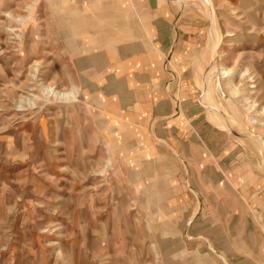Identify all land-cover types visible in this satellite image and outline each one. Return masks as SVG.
Wrapping results in <instances>:
<instances>
[{"label": "rangeland", "instance_id": "374dc122", "mask_svg": "<svg viewBox=\"0 0 264 264\" xmlns=\"http://www.w3.org/2000/svg\"><path fill=\"white\" fill-rule=\"evenodd\" d=\"M227 32L236 97L206 69ZM242 131L264 137V0H0V264H264Z\"/></svg>", "mask_w": 264, "mask_h": 264}, {"label": "bare ground", "instance_id": "6f19581e", "mask_svg": "<svg viewBox=\"0 0 264 264\" xmlns=\"http://www.w3.org/2000/svg\"><path fill=\"white\" fill-rule=\"evenodd\" d=\"M199 1L209 2V0H199ZM10 15L11 14H9L7 16H9L11 19H14V21H16V22H19L21 24L23 23L24 20L21 19L20 17H14L13 18ZM232 36H233V34L229 33V32L225 33L224 35L222 33H219L216 43H214V41L213 42L209 41L207 46H206V49H205V60L207 61V65H208L206 69L213 74L215 73L217 76V79H218V81L215 79H214V81H212L213 90L217 91L218 89H220L222 87V86L221 87L218 86L219 78H221V79L224 78V79H226V82L228 84V87H229L231 93L233 94L234 97H236V96H238L239 92H238V89H237V87L234 83V80H233L234 79L233 70L224 68V66L219 63L220 58L222 59L223 56L221 55L222 53L219 52L220 50L218 49L219 41L221 39H223L225 37H232ZM213 69H215V72H213ZM69 95L70 94H68V93H60V92L57 93V96L61 97V98L67 97ZM251 111H252V108L250 107L248 112H251ZM255 123H256V121L253 118H250V124L252 126H254ZM242 135L245 136L247 138V140H252L253 143H248L249 146L258 149L259 154H261L263 156V159H264V137H262V138L256 137V136H253L251 133H246L243 131H242Z\"/></svg>", "mask_w": 264, "mask_h": 264}, {"label": "crops", "instance_id": "0c3cea01", "mask_svg": "<svg viewBox=\"0 0 264 264\" xmlns=\"http://www.w3.org/2000/svg\"><path fill=\"white\" fill-rule=\"evenodd\" d=\"M133 64V63H132ZM133 65H136V64H133ZM122 82H123V84L126 82L125 81V78L122 80ZM110 83V82H109ZM110 86V85H109ZM108 86V87H109ZM125 87V86H124ZM128 90V92H129V94H128V96L130 97V99H131V102H130V106H132V105H134V104H136V100H138V94H137V92L134 90V89H126V88H124V90H123V92H122V90H117V92L114 90L113 92V94L115 95L114 97L115 98H118V100H119V102H121V99L120 98H126L127 96L126 95H124V96H122L121 95V93H125V91H127ZM152 91V90H151ZM151 91H149L147 94H146V96H145V98L146 99H151V98H153V94H152V92ZM117 95V96H116Z\"/></svg>", "mask_w": 264, "mask_h": 264}]
</instances>
